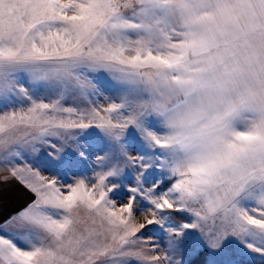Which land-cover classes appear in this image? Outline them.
<instances>
[{"label":"snow or ice","instance_id":"snow-or-ice-1","mask_svg":"<svg viewBox=\"0 0 264 264\" xmlns=\"http://www.w3.org/2000/svg\"><path fill=\"white\" fill-rule=\"evenodd\" d=\"M0 264H264V0H0Z\"/></svg>","mask_w":264,"mask_h":264}]
</instances>
